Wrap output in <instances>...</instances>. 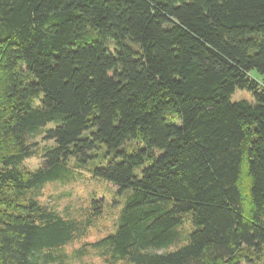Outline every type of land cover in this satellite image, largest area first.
Listing matches in <instances>:
<instances>
[{"label":"trees","instance_id":"1","mask_svg":"<svg viewBox=\"0 0 264 264\" xmlns=\"http://www.w3.org/2000/svg\"><path fill=\"white\" fill-rule=\"evenodd\" d=\"M80 168L106 264H264V0H0V264L77 240L36 193Z\"/></svg>","mask_w":264,"mask_h":264},{"label":"rangeland","instance_id":"2","mask_svg":"<svg viewBox=\"0 0 264 264\" xmlns=\"http://www.w3.org/2000/svg\"><path fill=\"white\" fill-rule=\"evenodd\" d=\"M241 100L252 102L254 99L250 92L237 90L232 95L231 101ZM36 140L40 142L38 152L23 163L29 170H37L41 165L43 153L41 148L52 145L51 142H42L41 135L37 136ZM84 169L86 170V168L81 169L82 171L76 170L70 179L47 183L36 193L39 202L49 210L66 219H75L84 224L77 235V240L61 247L63 249L59 251L56 262L51 264H106L90 244L115 231L125 199L120 195L117 187L93 178L91 173L83 171ZM97 210H100L99 214ZM86 223L90 224L86 225ZM184 227L183 236L191 226L185 224Z\"/></svg>","mask_w":264,"mask_h":264}]
</instances>
